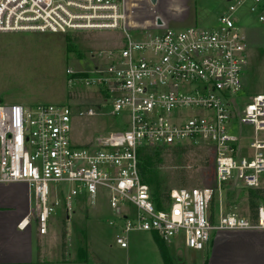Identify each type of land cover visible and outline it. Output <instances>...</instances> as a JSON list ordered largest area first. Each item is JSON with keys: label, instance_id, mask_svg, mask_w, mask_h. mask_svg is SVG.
I'll return each mask as SVG.
<instances>
[{"label": "built area", "instance_id": "obj_1", "mask_svg": "<svg viewBox=\"0 0 264 264\" xmlns=\"http://www.w3.org/2000/svg\"><path fill=\"white\" fill-rule=\"evenodd\" d=\"M127 2L0 0V34L109 30L123 39L120 48L95 53L93 67L67 75L94 89L93 97L121 119L119 130L78 146L71 139L73 117L94 116L93 108L0 104V185L28 186L29 217L41 235L58 209L71 214L79 205L96 207L107 193V223L121 249L131 234H156L165 245L180 239L202 252L215 232L264 231V94L240 103L250 44L237 17L248 9L264 25V0H228L214 27L185 29L158 25L159 16L142 25L139 13L129 24ZM177 146L212 150L216 187L172 190L161 209L141 178L139 153ZM232 187L262 191L255 218L226 209L223 193Z\"/></svg>", "mask_w": 264, "mask_h": 264}, {"label": "rangeland", "instance_id": "obj_2", "mask_svg": "<svg viewBox=\"0 0 264 264\" xmlns=\"http://www.w3.org/2000/svg\"><path fill=\"white\" fill-rule=\"evenodd\" d=\"M156 5H151L148 0H128L129 24L133 21V13H139L136 17L142 25L146 19L149 22L159 16L166 22V27L173 29L212 28L227 12L229 2L157 0ZM237 17L238 25L250 44L244 73L245 95L240 100L244 105L249 97L264 94V25L248 9L238 12ZM122 44V34L109 30L70 34H0V104L18 103L26 107L67 105L74 110L93 108L97 112L94 116L73 117L71 139L78 146L89 145L95 138L118 131L121 119L112 116L109 106L93 97L94 89L84 88L79 82H70L67 75L68 71L80 72L93 67L97 64V60L92 58L95 53L120 48ZM244 132L249 135L247 129ZM143 168L154 197L159 193L170 194L175 189L216 187L213 153L207 147L188 146L180 154L166 149L145 161ZM248 191L235 187L226 189L223 193V201L228 206L226 209L245 216ZM108 198L107 193H101L96 207L84 204L92 211L97 207L103 211L92 213L90 220L84 223L85 231L79 228L74 216L68 225L69 234L86 242L89 260L97 264H163L155 242L149 240L150 234L129 236L128 246L130 244L131 248L127 259L125 252L115 244L117 231L107 223L109 214L105 210L110 211ZM61 211L57 210V218ZM61 223L63 229L67 223L65 215H62ZM221 232L212 235L213 239L216 235L214 245L202 252L189 250L180 239L167 245L174 264H264V245L256 244L255 250L244 253L236 249L240 248L237 243L230 244L233 250H228L226 241L220 238Z\"/></svg>", "mask_w": 264, "mask_h": 264}, {"label": "crops", "instance_id": "obj_3", "mask_svg": "<svg viewBox=\"0 0 264 264\" xmlns=\"http://www.w3.org/2000/svg\"><path fill=\"white\" fill-rule=\"evenodd\" d=\"M162 21L166 27V22L163 19ZM33 202V197L26 184L0 185V264H97L88 258L86 242H81L76 237L74 238L72 233H68V225L74 216L78 220L77 225L79 228L85 231V221L90 220L93 216L92 213L103 212L100 207L94 208V211H92L84 205H79V207H75L71 214L61 211L59 214L61 216L58 218L56 212L49 220L47 234L41 235L37 223L29 217L34 207ZM105 211L110 217V211ZM246 212L248 214L246 213L245 216H248V204ZM84 214L86 216L83 217ZM62 215L66 216L68 223L65 224L66 247L64 257L62 254ZM27 219L30 223L25 229L21 230L19 224ZM142 234H150L149 240L155 242L159 251L156 240L157 235L152 233ZM220 238L223 242L226 241L228 250L230 244L238 243L240 248L236 249L244 253L248 250H255L256 244L264 245V231H223L220 233ZM83 239H85L84 236ZM215 239L216 235L209 246L214 245ZM165 247L171 257L172 264H174L171 252L167 245ZM130 248V244L127 249L120 248L125 252L127 259ZM161 260L165 264L162 256Z\"/></svg>", "mask_w": 264, "mask_h": 264}, {"label": "trees", "instance_id": "obj_4", "mask_svg": "<svg viewBox=\"0 0 264 264\" xmlns=\"http://www.w3.org/2000/svg\"><path fill=\"white\" fill-rule=\"evenodd\" d=\"M188 146H177V147H171V148H152V149H144L139 153V170H140V175L142 180L147 184L146 182V175H145V170L143 168V164L145 161L153 158V156L157 153H160L164 150H172L177 154L183 153L185 151V149ZM153 195V193H152ZM169 197L170 194H163V193H159L157 194L156 197H154V201L155 204L162 209V205L163 204H168L169 202ZM247 203H248V210L250 213V216L255 218V216L257 215V210L259 208V206L263 203V195H262V191L261 190H250L248 191V197H247ZM226 207L227 204H226ZM211 209H212V213L214 215V213L218 210V197H214L212 205H211ZM65 227V226H64ZM63 227L62 229V254L63 257L65 256V247H66V243H65V238H66V234H65V228ZM156 238L160 241H157L158 247H159V251L160 254L163 258V261L165 264H172V260L171 257L166 249V245L165 243L158 237L156 236ZM206 264V263H205Z\"/></svg>", "mask_w": 264, "mask_h": 264}, {"label": "water", "instance_id": "obj_5", "mask_svg": "<svg viewBox=\"0 0 264 264\" xmlns=\"http://www.w3.org/2000/svg\"><path fill=\"white\" fill-rule=\"evenodd\" d=\"M153 1V3H157V0H152ZM231 1V0H230ZM157 23H158V25H163V22H162V20L159 18L158 20H157Z\"/></svg>", "mask_w": 264, "mask_h": 264}]
</instances>
